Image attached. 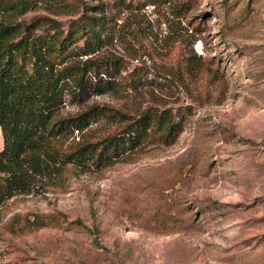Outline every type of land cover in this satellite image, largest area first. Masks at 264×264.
<instances>
[{
  "label": "rangeland",
  "instance_id": "1",
  "mask_svg": "<svg viewBox=\"0 0 264 264\" xmlns=\"http://www.w3.org/2000/svg\"><path fill=\"white\" fill-rule=\"evenodd\" d=\"M64 1L72 8L37 4L18 19L48 15L66 30L100 16L107 37L90 55L101 74L118 62L121 83L66 95L60 114L99 103L129 115L92 119L60 147L145 109L179 131L100 165L59 160L7 198L0 264H264V0Z\"/></svg>",
  "mask_w": 264,
  "mask_h": 264
},
{
  "label": "trees",
  "instance_id": "2",
  "mask_svg": "<svg viewBox=\"0 0 264 264\" xmlns=\"http://www.w3.org/2000/svg\"><path fill=\"white\" fill-rule=\"evenodd\" d=\"M37 4L73 6L64 0H0V204L29 191L59 160L100 165L137 148L151 133L170 142L179 131L166 110L145 109L115 132L62 149L60 138L82 130L92 119L129 114L99 103L60 114L66 95L79 101L90 93L119 88V66L111 62L101 74L99 59L90 55L107 37L100 16L74 18L66 30L48 15L18 19Z\"/></svg>",
  "mask_w": 264,
  "mask_h": 264
}]
</instances>
